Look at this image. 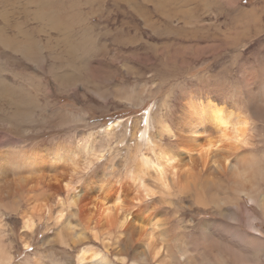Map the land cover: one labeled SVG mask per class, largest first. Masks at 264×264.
Returning a JSON list of instances; mask_svg holds the SVG:
<instances>
[{"label": "rangeland", "instance_id": "rangeland-1", "mask_svg": "<svg viewBox=\"0 0 264 264\" xmlns=\"http://www.w3.org/2000/svg\"><path fill=\"white\" fill-rule=\"evenodd\" d=\"M189 97L212 98L226 114L249 120L254 146L236 152L253 153L256 166L264 170V0H0V149L9 148L12 159L63 143L82 151L84 160V148L92 140L104 144V131L111 127V152L120 149L116 172L105 169L107 150L94 167L75 176V185L103 169L109 180L123 179L129 147L136 143L147 152L148 141L160 158V152L180 154V143L161 124L176 130ZM183 158L176 156L171 164L187 163ZM177 172L174 187L155 188L154 201L142 205L166 210L168 236L177 234L184 242L187 264H264L259 204L228 192L230 182L223 174L218 191L228 202L218 208L201 195L204 205H195L192 185L178 193L186 181L181 169ZM51 204L52 217L47 211L35 216L28 234L23 217L32 205L22 202L16 211L0 206L10 264H78L83 248L99 250L115 264L137 263L132 245L139 235L122 242L118 251L90 234L74 247L54 241L59 230L55 200ZM227 210H234L238 221ZM172 251L176 261H184L176 246Z\"/></svg>", "mask_w": 264, "mask_h": 264}, {"label": "bare ground", "instance_id": "bare-ground-1", "mask_svg": "<svg viewBox=\"0 0 264 264\" xmlns=\"http://www.w3.org/2000/svg\"><path fill=\"white\" fill-rule=\"evenodd\" d=\"M230 116L233 118L234 124L230 122ZM176 121L178 124L176 130H173L167 123L161 124V127L171 136V139L174 138L180 143L179 147H182V150L179 155L174 151L173 153L171 151L160 152L162 153L161 158L164 159L161 161L159 155H154V149L149 148L148 141L149 151L147 152H143L141 145L136 143V148L129 147L130 162L124 168L126 177L118 178L115 181L106 178L107 173L103 172L107 169L110 174H114L117 170L115 159L120 149L116 148V154L111 152L114 148L110 141L111 127L104 131L106 135L104 144L99 145L92 140L90 145L84 148L86 156L84 160L81 156L82 151L63 143L46 151L40 149L22 152L16 160L12 159L9 148H2L0 149V206H4L8 211H16L22 202H25L26 205L31 204L32 206L27 208L23 217L25 234H28L30 233L28 231L33 230L36 225L35 216L41 217L47 211L48 218L52 217L51 203L55 200L54 224L58 226L59 234L53 240L62 245L74 247L75 244L82 241V236L90 234L95 240H99L100 244L105 246L112 244L114 250L118 251L122 242L128 244L129 239L139 235L136 242L138 247H136V243L132 245L137 250L136 257L138 259L134 264H148L149 262L187 264L185 251L182 250L184 242L177 234L174 239L168 236L169 221L162 216L166 210L157 207L149 209L146 205H142L154 201V195L158 192L155 188L163 191V189L174 187L176 184L174 176H178L177 170L181 169L186 187L181 186L179 190L177 189L178 193H186L190 190L189 186L192 185L193 188H196L197 193L194 196L195 205H204L203 198L206 197L211 203H214L213 205L220 208L221 204L228 202L226 199L228 196L218 191L217 184L222 185L219 182L222 175L226 174L230 182V186L227 187L230 189L228 192L239 197L246 195L249 199L257 202L264 217V192L262 191V188L264 189V170L258 165L256 166L253 153L240 154L238 152L237 154L236 152L242 146H254V135L248 130L249 120L246 118L238 120L231 111L226 114V108L215 102L214 99L186 98L181 115ZM254 130L255 126L252 131ZM134 135L135 130L133 131ZM107 150L109 160H107L105 169L97 171L91 178L82 181V184L75 185L76 175L90 169L98 160L102 159ZM230 154L234 155L231 157ZM181 155L184 156L182 161L187 160V163L171 164V161H176V156ZM22 170L24 172L17 175L9 174L11 171ZM151 178L156 181L155 183L151 180V183L155 185L149 184ZM206 188L209 189L208 194H205ZM23 192L24 195L20 196ZM63 193L65 197L61 196ZM15 194H17L16 197ZM181 194L177 195L178 198H185L186 195ZM3 195L13 198L7 201V198H2ZM231 205L234 209H238L234 204ZM227 211L226 214L228 217L230 216L231 220L238 221L239 217L234 210ZM184 214L186 212L182 213V215ZM250 216H247V222L252 227L251 229H254V220ZM2 225L0 216V264H10L12 259L4 246ZM76 227L78 229H75ZM179 230L182 229L179 228ZM258 230L257 232L261 235ZM257 234L253 235L256 238L260 237ZM52 241L49 240V242ZM222 242L224 241L222 240ZM28 244L25 243V245ZM175 246L179 249V257L184 259L181 263L178 258L177 261L175 260L172 251V247L175 248ZM118 253L114 252V255L123 262ZM37 262L40 264L41 261ZM77 263L115 264L105 253L86 248L78 253Z\"/></svg>", "mask_w": 264, "mask_h": 264}]
</instances>
